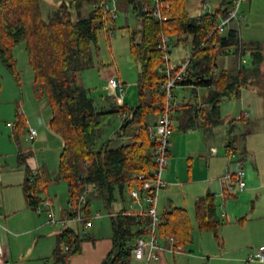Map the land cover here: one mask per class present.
I'll list each match as a JSON object with an SVG mask.
<instances>
[{"label":"trees","instance_id":"trees-1","mask_svg":"<svg viewBox=\"0 0 264 264\" xmlns=\"http://www.w3.org/2000/svg\"><path fill=\"white\" fill-rule=\"evenodd\" d=\"M140 1L144 7L149 3V0H128L139 21L137 28L129 29L131 55L139 64V102L132 108L97 111L92 88L86 86L84 74L97 66L95 51H99L100 34L104 32L111 40L110 32L116 29L117 19L102 7H93L98 0L64 1L48 17L43 16L40 0H0V60L20 82L13 53L16 46L26 44L36 93L47 97L52 111L49 125L63 140L59 177L68 183L70 191L72 214L68 217L76 218L81 210L85 216L83 221H77L79 226H68L59 233L54 250L56 264H68L73 255L82 251L88 236L80 226L86 227L87 221L92 224L94 199L102 200L108 209L112 228L113 246L102 264H132L138 238L150 233L151 216L126 208L115 212L113 205L126 200L134 185L142 184L134 174L145 172L149 181L153 178L155 143L148 126L152 123L150 118L164 110L166 99L161 88L166 80L160 70L165 63L164 52L158 47L161 35L171 37V46L186 43L191 37L188 70L179 84L211 88L202 104L181 103L176 109L178 112L187 107L190 117L184 122L185 130L194 128L206 116L211 122H218L211 115L219 109L220 100L239 97L251 84L259 87L264 96V45L256 48L252 66L238 63L233 69L218 70L219 54L234 49L240 57L247 45L240 28L232 27L224 32L217 29L221 17L228 14L225 6L214 12L192 13L188 9L190 0H163V12L168 16L163 21L146 10L139 16ZM206 1L202 0V4ZM121 112L127 115L118 130L109 135L110 117ZM25 124L20 116L16 136ZM230 145V148L234 146ZM30 155L31 152L20 153V163L26 164ZM25 170L26 200L36 210L44 200L40 194L45 184L41 182L40 169L34 172L27 165ZM86 191V204L81 207V195ZM196 218L200 229L216 231L220 222L213 194L198 198ZM192 230L185 208L174 207L160 215L157 234L164 240L174 237L177 244H186L191 240Z\"/></svg>","mask_w":264,"mask_h":264},{"label":"crops","instance_id":"crops-1","mask_svg":"<svg viewBox=\"0 0 264 264\" xmlns=\"http://www.w3.org/2000/svg\"><path fill=\"white\" fill-rule=\"evenodd\" d=\"M214 1L216 7L208 10L211 6L209 0L206 1L205 5H203L202 0H200L198 9L196 10L197 12L193 13L214 12L220 6H225L228 11L235 0ZM244 4L247 9L249 7L250 9L254 8L255 10V7L257 9H259V6L264 7V0L242 1L240 8V14L242 17L231 21L227 30L232 27L240 28L242 40L247 45L240 57L236 56L234 49L219 54L217 57V63L219 66L218 70L224 68L233 69L238 63L245 64L248 67L252 66L254 55L257 52L256 48L260 45H264V42L260 41L261 38L254 33V27L257 25V16H260L257 14V11L261 12L264 9L261 10L262 8H260V10H256V13L251 11L248 13L245 10H242V6H244ZM222 18L224 17H221V20ZM114 37L115 34L112 35V38L113 43L115 42L118 49L120 46H118V42L115 41ZM178 45L179 44L176 46ZM115 52H118V50L111 52L113 57ZM189 57L190 56L185 55L179 56L175 59H178L179 62H183ZM98 63L104 64L103 61L102 63ZM86 74L89 85L86 84ZM111 78H117L121 81L125 90L126 87L128 88L129 83L124 80V77L122 78V73L119 71V68H115V64L114 67L106 68V66H95L85 71L84 82L87 87L93 89L91 94L97 111H112L118 109V107L131 106L125 98L126 93L124 95V99L122 98V100H118L119 90L114 91L113 89H110L109 81ZM210 89L211 88L204 86L191 87L189 85L180 84L176 88V95L182 104H186L188 102L202 104ZM247 89L252 90V92H258L264 102V96L262 95L259 87L255 84H251L247 88L243 89L242 94L239 97L244 98L242 95ZM203 91L204 94H202ZM239 97H236V99H239ZM232 99L223 97L220 100L219 109L214 111L211 115L213 119H218V122L216 123L211 122V120H209L206 116V118L199 120L194 128L185 130L183 128L184 122H186L190 117L189 112L186 109L187 107H183L175 113L174 121L178 120L179 129L178 131L175 130L173 121L170 158L168 166L163 174L166 184L159 192L158 211L162 216L174 207L185 208L190 215L191 223L193 225L192 237L186 244H181L183 250L178 251L176 250V247L172 250L169 241L160 238L157 234L159 237V242L157 244V257L150 261L147 260L149 245L146 244L144 258L138 259L134 256L132 264H264V261L259 260L248 261L250 252L254 248L264 245V154L260 155L261 152L264 153V130L263 132H260V130L264 127V124L259 123L258 125L255 119L254 122L249 121V115L240 120L236 116V118H233L232 120L228 119L227 121L222 118L221 104L225 103L226 100L230 101ZM230 114L233 113L230 112ZM126 115L127 114L125 112L113 114L110 117L109 125L112 124L113 117H117L122 124ZM159 115L154 116L152 122H156ZM243 120H247L244 126L236 123L237 121L241 122ZM48 121V126L45 127L46 129H44L43 126L39 128L42 134H44V130H46L50 140H55L57 138L56 135L61 138L51 129L49 125L50 120ZM39 122L43 124L44 119L40 118ZM257 125L262 128H256ZM220 132L222 134V139L221 143H218L214 137ZM38 134L37 130L36 137L32 140L35 141ZM60 140L63 150V140L62 138ZM231 143H233L234 146L230 148ZM32 153L27 160L30 161L29 166L31 169H36V167L40 170L44 169L40 175L41 182L45 184V192H47L48 181L54 182V186H50L49 188L50 193L48 192L46 194L49 196L47 198L50 199L56 218L58 217L60 219H57L62 221L58 222V224H61L63 227L58 231V236L59 233L68 226H79L77 221L68 217V215L72 214L69 208L70 191L68 183L59 177V171L58 173H55L51 179V175L45 169V164L42 166V164L38 161L37 156H35V158L32 156ZM234 159L241 161L244 168L246 167L247 169L246 191L240 194H236L233 193L235 191L228 190L226 181L222 178L227 170L232 172L236 170L237 161H233ZM5 176L6 175L2 172V168L0 167V245L4 251V256L6 258L5 262L8 263V259L12 258L14 253L10 250L8 245L13 235L17 238H21L28 232H35L39 229L47 227L43 224L37 223L27 229H20V225L22 223H20L18 221L19 219L16 218V212L18 210L9 203L10 196L8 191L14 184L6 178L7 176ZM64 182H66L69 199L67 202L68 209L61 212V208H58V206L61 207L62 204V201L59 199V192H55V194L52 195L50 194L54 188H57V185H60L61 183L64 185ZM23 183L21 184L22 189ZM209 193L213 194L215 197L216 216L220 222L216 231L200 229L196 218V202L198 198ZM55 198L57 200L56 203L54 201ZM26 204L28 208L32 209L29 207L27 200ZM118 204V209H114L115 212L122 210L123 208L129 209L130 211L140 210L137 203H134L131 206V202L127 199L117 202V205ZM40 206L42 211H38L39 213H43L44 211L48 213L49 206L45 205L43 202ZM148 207L149 205L145 203V210H147ZM194 208L195 212H192V210L194 211ZM192 214L195 216L197 230L193 223ZM93 220L91 226L89 227L80 226L81 230H84V235H87L88 238L83 241L82 251L73 255L68 264H102L106 255L112 249L113 239L111 225L108 229L106 225L104 226V222L103 224L101 223L96 225ZM47 222L51 223L49 219ZM9 227H12V230H10ZM209 231L214 232L213 235L217 240V243H214L210 238L208 241L207 239L204 241L202 234L203 232L205 233ZM55 232L56 231H51L49 233L55 234ZM197 232L201 234L199 237L196 235ZM141 237L148 240L150 238V233ZM197 238L199 241H196ZM198 247L201 249L196 253V248Z\"/></svg>","mask_w":264,"mask_h":264},{"label":"rangeland","instance_id":"rangeland-1","mask_svg":"<svg viewBox=\"0 0 264 264\" xmlns=\"http://www.w3.org/2000/svg\"><path fill=\"white\" fill-rule=\"evenodd\" d=\"M64 1L69 2L70 0H40L43 16L48 17V15L53 10L57 9L58 6ZM199 3L200 0H190L188 9L192 11V13L197 12L196 10L198 9ZM209 3L211 6L208 10L216 7L214 0H209ZM260 8H262L261 10L264 9V7L260 6L259 9L255 7V10L254 8L250 9L249 7L247 9L245 4L242 6V10H245L248 13L250 11L256 13V10H260ZM117 11L119 16L116 20L117 26L114 30V39L118 42V46H120V48L117 49L115 42L113 43V38L108 40L106 34L101 32L99 39V51H95L97 62L96 67L103 65L98 63H102L103 61L106 68L114 67V64L115 68H119V71L122 73V78L124 77V80L129 83L128 88L126 87L125 98L132 108L135 107L139 102V91L137 86L139 80V68L137 62L131 55L129 45V29L132 30L137 28L139 21L137 16L134 14L132 6L129 4L128 0H118ZM259 12L260 11H257V14L260 16H257V25L254 27V33L261 38L260 41L264 42V10L260 13ZM114 50H118V52H115L113 57L111 52H114ZM191 52L192 42L190 37L186 43L183 42L178 46H172L171 58L173 62L179 63L178 59L175 58L185 55L190 56ZM13 54L17 60V70L21 76L20 82L16 79L14 73L10 71L0 60V167L2 168V172H4V174L7 176L5 177L14 184L13 187H11V189L8 191L10 196L9 203L19 211L16 212V218H18V221L22 223L20 225V229H27L28 227H31L37 223L43 224L47 228L39 229L35 232H28L21 238H17L15 235H13L11 237L10 243H8L10 250L14 252L13 257L8 259V263L4 261L0 264H56L54 250L58 246L57 234L58 231L63 227L58 223L55 225L48 223L46 211L39 213L37 209L32 210L28 208L21 184L24 182L26 176L25 168L27 165H30V161L27 160L26 164H21L18 161V156L20 153L33 152L32 156H37L38 161L42 164V166L45 164V169L49 172L52 179L54 174L58 173L59 171V158L60 153L62 152L61 138L56 135L57 138L55 140H50L48 137V132L44 130V134H42L39 129L42 126L44 129H46L45 127L48 126V120H50L52 117V111L47 97L38 96L36 93L34 86V73L29 64L26 44L21 43L16 46ZM86 84L89 85L88 79ZM202 94H204V91ZM243 96L244 98L239 97V99L235 98L230 101L226 100L225 103L221 104L222 118L226 119V121L228 119L232 120L233 118H238V116H240L242 113L248 112L250 118L249 121L254 122L256 120L258 125L259 123L264 124V102L258 92H252V90L247 89L243 92L242 97ZM118 100H122V98L119 97ZM230 112L233 114H230ZM20 116L27 124H25L24 128H21V130L18 132V136H15L17 130L16 126L20 121ZM40 118L44 119L43 124L39 122ZM152 119L153 117L150 118V121ZM246 121L247 120H243L241 122L237 121L236 123L242 124V126H244ZM8 123L13 124L14 127L8 126ZM120 125V120H118L117 117H113L112 124L108 125L109 135L118 130ZM258 125L256 128L259 127ZM174 126L175 130L178 131V120L174 121ZM31 127L37 129L39 133L35 141L29 137V129ZM263 130L264 127L260 130V132H263ZM221 135L222 134L220 132L214 137L218 143H221ZM263 154V152L260 153V155ZM235 160L236 159L233 161ZM38 170L39 168L36 167L34 172H37ZM41 170L42 173L44 169ZM246 170L247 169L245 167V171ZM50 186H54V182H48L47 193H50ZM45 190L46 189H42L41 191L40 197L42 199L49 197L44 192ZM231 191H235L233 193L240 194L245 192L246 189L244 191H239V189L236 188ZM55 192H59V199L62 201L61 207L58 206V208H61V212H63L65 209L67 210L69 194L68 189L66 188V182H64V185L62 183L57 185V188H54L50 195L55 194ZM54 201L55 203L57 202L56 198ZM118 206L119 204L117 205L116 202L113 205V208L118 209ZM91 209L93 217L97 218H94V223L99 225L101 223L103 224L104 222V226L106 225V227L109 229L111 225L110 217L108 215V209L104 205L103 201L100 199H94L91 203ZM192 212H195V208L194 211L192 210ZM98 213H100L101 216L97 217ZM192 218L194 226L197 230L194 214H192ZM9 228L12 230V227ZM51 231H56V235L49 233ZM205 233L203 232L202 234L204 241L206 239L208 241L210 238L214 243H217V240L213 235L214 232L209 231ZM196 235L199 237L201 234L197 232ZM196 241H199V239L197 238ZM200 249V247L196 248V253L200 251Z\"/></svg>","mask_w":264,"mask_h":264},{"label":"built area","instance_id":"built-area-1","mask_svg":"<svg viewBox=\"0 0 264 264\" xmlns=\"http://www.w3.org/2000/svg\"><path fill=\"white\" fill-rule=\"evenodd\" d=\"M243 0H235L232 6L228 10L227 16L222 18L217 26L219 31H226L229 23L233 20L240 19L242 15L240 14L241 3ZM93 7H102L106 12L111 13L114 19H117L119 14L117 11V0H98V2L93 4ZM165 2L163 0H149V3L144 10L149 11L150 14L159 20L166 21L168 16L164 14ZM111 35L114 34L113 31L110 32ZM159 49L164 52L165 63L160 67V70L166 76V80L161 84V88L165 92V107L160 113L156 122H152L148 126L149 135L155 145L152 147V155L154 167L152 168V180H148V173H136L135 178L142 182L140 186L134 185L131 190L126 194L127 200L131 202V206L134 203L139 205V212L146 213L152 217V224L150 226V238L147 240L144 237H139L137 240V247L134 249V255L138 259L144 258L146 244L149 245V251L147 253V260L150 261L157 257V244L159 242V237L157 236V226L160 223V214L158 211V199L159 192L162 187L166 184L163 174L168 166L170 152H171V134L173 130V118L176 109L180 107L181 101L176 95V88L180 85L179 83L184 80L186 72L189 66V59L183 62L175 63L171 58V37L169 35H161L159 42ZM110 89L114 91L119 90V97L124 98L126 93L125 87L121 81L117 78H111L109 81ZM249 113L245 112L238 116V119H243V117L248 116ZM9 126L13 124L8 123ZM37 130L33 127L29 129V137L34 139L36 137ZM226 181V186L228 190H233L238 188L239 191H244L246 189V171L244 165L241 161H237V168L234 172L227 170L225 175L222 177ZM94 187V185H92ZM87 191L81 195V207H84L87 200ZM45 205L49 206L48 209V219L52 224H56L59 221L54 213L51 202L49 198L43 200ZM148 204L147 210L144 208V204ZM80 207V208H81ZM39 212L42 211L41 206L37 209ZM130 211V210H129ZM127 213H130V212ZM79 215L73 218L74 221H83L85 216L82 214V210L79 211ZM101 216L100 213L97 217ZM86 227L91 226V221L85 223ZM169 243L171 244V249L182 251L183 247L177 244L174 237L169 238ZM69 248L66 247V250ZM6 260L4 256L3 248L0 245V263ZM264 261V245L258 248H254L249 256L248 261Z\"/></svg>","mask_w":264,"mask_h":264},{"label":"water","instance_id":"water-1","mask_svg":"<svg viewBox=\"0 0 264 264\" xmlns=\"http://www.w3.org/2000/svg\"><path fill=\"white\" fill-rule=\"evenodd\" d=\"M138 14L139 16H142L144 14V6H143V3L140 1L138 2Z\"/></svg>","mask_w":264,"mask_h":264}]
</instances>
